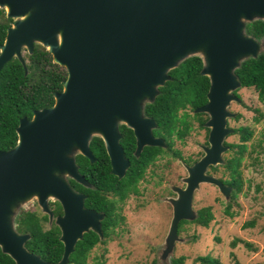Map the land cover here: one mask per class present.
I'll list each match as a JSON object with an SVG mask.
<instances>
[{
    "label": "water",
    "instance_id": "95a60500",
    "mask_svg": "<svg viewBox=\"0 0 264 264\" xmlns=\"http://www.w3.org/2000/svg\"><path fill=\"white\" fill-rule=\"evenodd\" d=\"M0 9L12 20L0 45V70L15 58L27 73L20 48L30 54L36 44L66 73L52 106L20 118L14 147L0 150V251L14 264H49L25 249L29 235L17 234L10 224L13 207L32 197L49 216L47 198L61 206L55 224L63 251L56 264L67 263L84 232L100 235L103 215L86 209L85 196L69 184L73 180L87 187L75 156L92 163L88 144L98 137L110 174L121 178L129 162L119 144L120 125L133 132L135 156L144 145H161L151 135L155 123L144 116L143 107L153 101L167 72L188 57L201 59L199 73L209 79L206 103L195 110L208 114V147L179 191L173 230L198 183L223 187L204 171L222 151L225 105L232 97L228 91L240 86L233 71L260 54L264 36L246 35L244 25L264 21V0H0ZM143 98L147 102L141 105Z\"/></svg>",
    "mask_w": 264,
    "mask_h": 264
},
{
    "label": "rangeland",
    "instance_id": "374dc122",
    "mask_svg": "<svg viewBox=\"0 0 264 264\" xmlns=\"http://www.w3.org/2000/svg\"><path fill=\"white\" fill-rule=\"evenodd\" d=\"M2 19L0 16V21ZM258 52L264 53V41L259 43ZM27 55V49L21 47L20 58L25 67ZM228 94L232 97L225 105L227 115L222 151L218 162L207 166L204 173L220 183L229 180L225 165L229 159L239 156L240 187L236 195L231 198L232 187L222 183L221 189L209 182L198 183L187 211L173 230V210L179 191L186 188L189 164L208 147L209 128L205 123L199 127L195 119H190L188 134L182 140L173 139L172 143V150L179 151L182 160L169 153L146 169L137 184V193L116 203L115 212L122 220L104 243L97 244L89 252L86 264H95V261L103 264H151L153 261L170 264L172 258L179 256L184 257L183 264H199L194 259L205 255L217 259L220 264H264V107L253 88L237 87ZM145 102L147 98L140 104ZM187 112L191 115L188 109ZM201 117L209 118L207 113ZM239 127H248L252 133L242 149L236 146L240 144L235 132ZM74 154L75 150L69 155ZM64 178L68 179L67 176ZM55 201L53 197L47 198L49 210ZM204 207L212 214L206 228L192 222L197 210ZM226 209L230 215L226 214ZM25 212H33L36 217L47 215L48 223L41 222L43 230L48 229L53 220L32 197L12 209L9 220L17 234H27L20 231L19 222ZM183 220L185 223L180 224ZM248 223L253 226L246 227ZM233 241L234 245L231 244Z\"/></svg>",
    "mask_w": 264,
    "mask_h": 264
},
{
    "label": "trees",
    "instance_id": "16d2710c",
    "mask_svg": "<svg viewBox=\"0 0 264 264\" xmlns=\"http://www.w3.org/2000/svg\"><path fill=\"white\" fill-rule=\"evenodd\" d=\"M0 45L5 36V30L10 26L11 20L6 18L0 9ZM245 34L260 40L264 36V21L253 20L245 23ZM28 64L27 73H24L20 62L12 58L5 63L0 70V150L5 151L14 147L16 143L15 128L20 118L30 119L34 110L49 108L53 104V96L62 89V82L66 77L64 69L51 61L49 53L41 46L35 45L31 53L26 56ZM202 68L201 59L198 56L188 57L177 67L167 72L168 79L157 88V95L153 101L146 103L143 114L155 122L153 134L160 135L165 141L168 139L182 140L190 130V122L187 113L179 114L185 108L196 110L206 103V94L209 88L208 77L199 72ZM239 87L253 88L257 92L258 101L264 106V53L255 58L243 60L239 67L234 69ZM198 119V126L202 127L201 113H194ZM256 122L258 119L255 120ZM122 127V128H121ZM119 129V144L123 149L124 157L129 166L121 178L109 173L110 167L104 149L103 142L98 137H92L88 147L95 158L90 163L81 155L75 156V164L78 173L91 187H85L73 180H69L70 186L85 196L83 206L102 213L101 235L108 238L110 231L122 220L115 212L116 203L122 202L129 194L137 193V183L142 178L145 168L153 161L159 149L145 147L138 156L134 155V138L132 132L121 126ZM239 135V149L244 147L252 135L248 127H239L235 130ZM172 157L179 158V153L172 150ZM240 157H233L226 163L230 172L231 198L239 191L240 180L237 171ZM110 194V198L107 196ZM60 210L58 202H55L53 213ZM229 214L228 209L225 210ZM212 219L208 207L197 211L193 223L201 227H207ZM21 232L29 234L25 241V249L38 255L40 259L49 264H56L62 256V244L57 238V228L52 226L46 230L41 227L40 219L33 212H25L20 218ZM185 223L181 221L180 224ZM246 227H252L248 223ZM244 226V227H245ZM99 242L98 237L92 231L83 233L81 239L76 241L73 251L69 254L66 264H86L91 248ZM234 245V241L231 243ZM199 264H220L217 259L209 256H197L194 259ZM184 257L172 258L170 264H183ZM0 264H14L12 259L0 251ZM95 264H103L95 261ZM151 264H156L154 261ZM237 264V263H235Z\"/></svg>",
    "mask_w": 264,
    "mask_h": 264
},
{
    "label": "flooded vegetation",
    "instance_id": "af4514ba",
    "mask_svg": "<svg viewBox=\"0 0 264 264\" xmlns=\"http://www.w3.org/2000/svg\"><path fill=\"white\" fill-rule=\"evenodd\" d=\"M239 88H245V87H239ZM257 93V92H256ZM258 99V98H257ZM262 105V104H261ZM263 106V105H262ZM264 107V106H263ZM187 109L188 108H185L184 110H180L181 111V114L182 113H187V120L190 122V119H195L197 122H198V118L197 117H195L194 116V113H195V110H190V109H188L190 112H191V115H190V113H188L187 112ZM197 113V112H196ZM202 114H205V113H201V115ZM145 116V115H144ZM145 117H147V116H145ZM147 118H150V117H147ZM199 118H201L202 119V117L200 116ZM151 120H153L152 118H150ZM204 121H203V124L205 123V121L207 120V118L206 119H203ZM153 122H154V120H153ZM155 123V122H154ZM199 124V123H198ZM203 124H202V126H203ZM121 126H124L125 128H127V129H129L131 132H132V130L130 129V128H128V127H126L125 125H120L119 126V129H120V127ZM122 128V127H121ZM156 127H154V128H152L151 129V135H152V137L153 138H156V139H160L161 141H162V144L161 145H159V146H148V145H144L142 148H141V150H143L145 147H156V148H158L159 149V151H158V153L155 155V157H154V159H153V161L145 168V170H144V173H145V171H146V169L150 166V165H152L154 162H156L159 158H161V157H163V156H165L166 154L167 155H169V153H170V155H171V153H172V143H171V140L170 139H168L167 141H165V139H163L160 135H156V134H153V130L155 129ZM190 128H191V126H190ZM208 128V127H207ZM189 132V131H188ZM208 132H209V130H208ZM188 134V133H187ZM132 135H133V132H132ZM133 138H134V136H133ZM233 146V145H232ZM135 148H136V140H135V138H134V151H135ZM177 151V150H176ZM178 153H179V151H178ZM204 154H201L200 155V157L197 159V160H194V161H192L191 162V164H189V166L190 167H192L200 158H202V156H203ZM172 156V155H171ZM179 156H180V153H179ZM178 159H180V160H182V157L180 156ZM208 166H210V165H208ZM226 166V165H225ZM110 167V166H109ZM227 169V168H226ZM228 170V169H227ZM110 173V172H109ZM144 173H143V175H144ZM228 173H229V180H230V172H229V170H228ZM116 177V176H115ZM143 177V176H142ZM142 179V178H141ZM140 179V180H141ZM139 180V181H140ZM229 180H222L221 181V183L222 184H225V185H227V186H229V187H231V185H229L228 184V181ZM139 181H138V183H139ZM137 183V184H138ZM87 184H88V187H91V185L87 182ZM92 188V187H91ZM232 191V190H231ZM231 191H230V194H231ZM229 194V195H230ZM108 195H110V194H108ZM107 195V196H108ZM109 197V196H108ZM231 197V196H230ZM110 198V197H109ZM56 202V201H55ZM55 202H53L50 206H51V208H50V211H51V213H52V218H53V220L51 221V223L49 224L50 226L49 227H52V226H54V227H56L57 228V231H58V234H57V238L59 239V237H60V230H59V228H58V226L55 224V219L57 218V217H60L61 215H62V210H61V206H60V204H59V208H60V210H59V212L58 213H53L52 212V210L54 209V207H55ZM86 209H88V210H92V211H94V212H96V213H101V212H97V211H95V210H93V209H89V208H86ZM198 211V210H197ZM102 214V213H101ZM39 219H40V223L41 222H47L48 221V216L47 215H42L41 217H38ZM100 221L101 220H99V231H100V235L98 234V233H96V232H94V231H92L91 229L90 230H88V231H92V232H94L95 233V235L98 237V239H99V242H97L92 248H91V250L97 245V244H100V243H104L105 242V240L107 239H105V237H102V235H101V230H100V228H101V224H100ZM48 223V222H47ZM41 227H42V224H41ZM43 229V228H42ZM110 232H112V231H110ZM85 233V232H84ZM83 235V234H82ZM82 235H81V237H82ZM81 239V238H80ZM60 243H61V241H60ZM62 244V243H61ZM75 244H76V242H75ZM74 244V245H75ZM62 250H63V244H62ZM90 250V251H91ZM89 251V252H90Z\"/></svg>",
    "mask_w": 264,
    "mask_h": 264
},
{
    "label": "bare ground",
    "instance_id": "6f19581e",
    "mask_svg": "<svg viewBox=\"0 0 264 264\" xmlns=\"http://www.w3.org/2000/svg\"><path fill=\"white\" fill-rule=\"evenodd\" d=\"M7 10V9H6Z\"/></svg>",
    "mask_w": 264,
    "mask_h": 264
}]
</instances>
